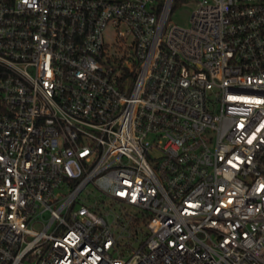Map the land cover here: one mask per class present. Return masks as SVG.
<instances>
[{"label":"built area","instance_id":"2783aa9c","mask_svg":"<svg viewBox=\"0 0 264 264\" xmlns=\"http://www.w3.org/2000/svg\"><path fill=\"white\" fill-rule=\"evenodd\" d=\"M177 1L0 0V264H264V0Z\"/></svg>","mask_w":264,"mask_h":264},{"label":"rangeland","instance_id":"374dc122","mask_svg":"<svg viewBox=\"0 0 264 264\" xmlns=\"http://www.w3.org/2000/svg\"><path fill=\"white\" fill-rule=\"evenodd\" d=\"M196 7L195 0H179L177 1L174 10L170 16V22L181 26H189L190 18L193 10ZM116 32L110 28L108 30L107 40L111 41L115 38Z\"/></svg>","mask_w":264,"mask_h":264}]
</instances>
